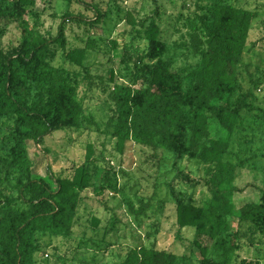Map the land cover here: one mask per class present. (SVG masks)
I'll return each instance as SVG.
<instances>
[{
  "label": "trees",
  "instance_id": "16d2710c",
  "mask_svg": "<svg viewBox=\"0 0 264 264\" xmlns=\"http://www.w3.org/2000/svg\"><path fill=\"white\" fill-rule=\"evenodd\" d=\"M151 1L156 10L162 4ZM35 5L36 0H0V40L8 24L19 25L18 42L8 48L0 45V116L14 120L13 143L6 155H0V264H34L41 237L72 234L80 192L89 185L90 170L81 163L70 174H58L48 167L45 175L32 176L28 141L39 145L56 130L80 127L86 119L85 100L94 88L105 93L108 87L114 105L109 122L120 151L131 141L200 165L197 179L183 171L174 177V182L181 179L194 189L200 184L206 189L188 198L172 190L176 237L181 238V232L191 234L200 264H264L257 247L264 238V169L258 198L239 197L237 202L235 193L240 188L235 179L243 162H234L230 151L231 137L246 114L254 123L262 119L264 125V109L255 104L257 89L264 87V70L255 66L251 72L250 64L242 62L256 13L239 0H214L205 14L186 21L183 46L198 55L199 64L192 86L185 89L182 72L173 70L164 56L166 45L158 22L142 21L136 28L133 11L128 10L126 21L134 29L133 39L141 37L148 46L144 55L135 57L134 65L143 64L144 59L149 64L120 75L111 68V87L88 82L85 96H80L77 68L84 67L86 47L67 46L65 34L67 23L79 18L66 11L54 34L38 24L40 13ZM112 45L121 56L116 39ZM58 49L69 66L53 63ZM125 56L120 63H127ZM243 70L248 73L246 88ZM211 120L219 126L220 135H211ZM92 155V144L87 143L86 160ZM233 218L246 225L245 232L231 226ZM91 223L98 227L100 220L92 217ZM247 234L251 240L246 246L254 247V257L240 254L241 239ZM124 253L112 264L185 261L172 250L158 248L156 241L129 246Z\"/></svg>",
  "mask_w": 264,
  "mask_h": 264
},
{
  "label": "rangeland",
  "instance_id": "374dc122",
  "mask_svg": "<svg viewBox=\"0 0 264 264\" xmlns=\"http://www.w3.org/2000/svg\"><path fill=\"white\" fill-rule=\"evenodd\" d=\"M213 1L161 0V6L156 10L151 0H82L83 4L76 0H36L35 8L40 13L38 24L43 25V29L50 28L54 34L66 11L79 18V21L67 23L65 34L67 46L86 47L84 67L77 68L81 78L78 93L85 96L88 82L110 84L111 68L120 75L149 64V60L144 59L143 64L134 65L135 57L144 55L148 46L141 37L133 39L134 29L126 21L128 10L133 11L136 28L141 27L142 21L145 24L158 22L166 45L164 56L171 61L173 70L182 72L184 88H190L199 58L183 46L188 32L185 23L205 14ZM239 1L256 13L242 62L250 64L251 72L255 71V66L264 70V0ZM18 27L15 23L6 26L0 40L2 48L18 42ZM113 39L120 44L117 52L126 55L127 63L119 62L121 56L116 54ZM52 61L55 65L69 66L62 49L56 51ZM243 71L245 79L242 82L246 88L248 73ZM141 79L142 75H139L138 80ZM94 90L85 100L83 113L86 119L80 127L56 130L39 145L28 141L32 176L45 175L48 167L58 174H70L81 163H86L91 173L89 185L80 192L78 218L72 234L66 238L41 237L34 264H112L116 258L125 255L127 247L149 245L151 241H156L158 248L172 250L180 258L184 256L185 261L178 264H200L199 251L191 246V234L181 232V238L176 237L172 191L182 192L188 198L191 194L198 197L200 190H206L201 184L194 189L181 179L174 182L180 171L197 179L202 172L200 165L193 159L178 158L131 141L120 151L109 122L114 108L111 89L108 87L105 93L101 89ZM256 95L259 100L255 104L264 109V87L257 89ZM257 120L254 123L252 116L246 114L231 137V159L243 162L235 179L240 188L235 193L237 202L239 197L245 196L257 199L258 187L263 185L264 125L262 119ZM13 128V118L0 116V155H6L13 143ZM210 133L212 136L221 134L214 120H211ZM87 143L93 148L89 160L85 157ZM5 170L1 172L2 176ZM10 180L13 182L12 178ZM92 217L100 220L98 227L91 223ZM231 226L245 232L246 225H241L236 218L231 220ZM148 232L152 236H147ZM250 236L247 234L241 239L244 245L240 254L254 257V247L246 246ZM257 247L258 257L264 261V238Z\"/></svg>",
  "mask_w": 264,
  "mask_h": 264
}]
</instances>
